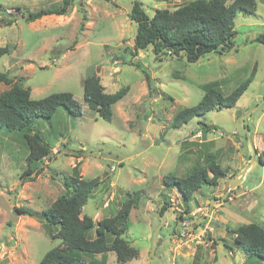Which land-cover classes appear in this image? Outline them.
I'll use <instances>...</instances> for the list:
<instances>
[{
	"label": "rangeland",
	"instance_id": "rangeland-1",
	"mask_svg": "<svg viewBox=\"0 0 264 264\" xmlns=\"http://www.w3.org/2000/svg\"><path fill=\"white\" fill-rule=\"evenodd\" d=\"M61 1L0 0V47L11 48L0 59V71L13 84L29 88L33 100L69 92L83 106L82 117L60 108L53 119L36 121L54 156L35 164L42 170L33 180L20 179L27 169L22 136L0 131V264H39L62 245L51 237L58 227H49L41 215L66 193L65 180L78 163L85 180H102L83 208V215L96 223L141 192L124 234L140 254L129 264H264L247 256L233 233L242 224L264 227V0H256L254 13H238L232 50L195 63L156 60L135 49L134 0H74L60 21L23 17L59 7ZM191 1L138 0L150 17ZM254 70L234 107L208 112L180 129L171 127L177 112L200 102L203 86L217 82L227 96ZM92 75L99 76L107 93L127 90L113 107L110 123L84 102L83 82ZM12 85L0 84V94ZM204 125L211 128L206 133ZM80 151V158L72 156ZM208 154L216 155L227 171L216 186H203L186 201L176 188L164 185L165 176H185L204 165ZM234 178L240 182L230 190ZM16 208L31 215L17 214ZM83 256L90 263L118 264L114 252Z\"/></svg>",
	"mask_w": 264,
	"mask_h": 264
},
{
	"label": "trees",
	"instance_id": "trees-1",
	"mask_svg": "<svg viewBox=\"0 0 264 264\" xmlns=\"http://www.w3.org/2000/svg\"><path fill=\"white\" fill-rule=\"evenodd\" d=\"M73 2L62 0L59 7L30 12L23 17L27 22H34L45 16H64ZM256 9V0H194L174 11L156 10L150 17L142 4L134 0L130 17L137 24L135 49L150 52L156 60L164 57L185 58L189 63H195L212 53L223 54L234 48L237 35L235 19L238 13H254ZM10 52L8 46L0 47V59ZM255 74L254 70L247 80L227 96L217 82L203 86L204 95L200 102L177 112L171 127L180 129L208 112L234 107ZM146 80L150 87L148 73ZM0 84H13L6 72L0 71ZM126 93V89L107 93L97 75L88 76L83 82L84 102L108 123L113 119V107ZM60 108L74 117L83 116V106L69 92L54 93L33 100L29 88L15 83L0 94V131L20 134L23 139L20 144L27 151V169L21 174L22 181L26 176H31L33 180L39 175L42 168L36 167V163L42 166L45 160L53 159V148L36 130L35 123L38 119H53ZM210 129L204 125L201 131L206 133ZM81 153L83 151L72 156L80 158ZM226 173L216 155L208 154L204 165H197L183 177L167 175L163 182L167 187L176 188L186 201H191L196 191L203 186H216ZM101 183L100 177L85 180L80 172V163L73 168L72 174L65 180L66 193L41 215L49 227H58L51 237L60 240L62 245L48 251L39 264H99L88 262L83 255L96 256L109 252L116 254L118 264H129L139 258L138 249L124 238V234L131 211L139 207L141 192H135L123 202L114 216L96 223L92 217L83 215V208ZM166 210L167 205L162 208L161 214ZM16 212L31 215L29 211L19 208H16ZM233 233L237 246L247 256L257 257L264 263V227L256 223L242 224Z\"/></svg>",
	"mask_w": 264,
	"mask_h": 264
},
{
	"label": "water",
	"instance_id": "water-1",
	"mask_svg": "<svg viewBox=\"0 0 264 264\" xmlns=\"http://www.w3.org/2000/svg\"><path fill=\"white\" fill-rule=\"evenodd\" d=\"M136 36H137V32H136ZM241 178V177H240ZM240 178H234L232 180V183L230 184V190H232L236 184H238L240 182ZM230 192V191H229ZM228 194V193H227ZM227 196V195H226ZM161 209V208H160ZM159 218L161 220V224H164V219L163 217L159 214ZM159 230V229H158ZM158 230L155 231L154 236H153V242H154V247L152 250V255L154 254L155 250L157 249L158 246V238H157V234H158Z\"/></svg>",
	"mask_w": 264,
	"mask_h": 264
},
{
	"label": "crops",
	"instance_id": "crops-1",
	"mask_svg": "<svg viewBox=\"0 0 264 264\" xmlns=\"http://www.w3.org/2000/svg\"><path fill=\"white\" fill-rule=\"evenodd\" d=\"M65 17H66V16H55V15H52V16H45V17H43L42 19H43V20H47V19H45V18H48V19L53 18L55 21H60V20H64ZM42 19L37 20V21H35V22H41ZM234 238H235V236H234ZM224 239H225V238H224ZM240 260H241V261H244V258H241V257H240Z\"/></svg>",
	"mask_w": 264,
	"mask_h": 264
},
{
	"label": "built area",
	"instance_id": "built-area-1",
	"mask_svg": "<svg viewBox=\"0 0 264 264\" xmlns=\"http://www.w3.org/2000/svg\"><path fill=\"white\" fill-rule=\"evenodd\" d=\"M8 12H10V10Z\"/></svg>",
	"mask_w": 264,
	"mask_h": 264
}]
</instances>
